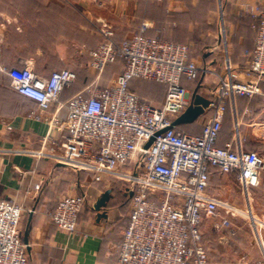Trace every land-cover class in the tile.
I'll list each match as a JSON object with an SVG mask.
<instances>
[{
    "label": "crops",
    "instance_id": "obj_1",
    "mask_svg": "<svg viewBox=\"0 0 264 264\" xmlns=\"http://www.w3.org/2000/svg\"><path fill=\"white\" fill-rule=\"evenodd\" d=\"M213 2L217 0H0V200L15 202L24 209L21 232L28 245L29 264H115L128 226L132 203L127 190L117 183L113 185L109 176L96 181L93 170L63 153L65 132L50 129L55 116L66 117V105L72 99L91 89L107 88L124 71L122 61L107 66L102 73L91 69L90 53L102 41L100 29L111 27L115 40L121 43L139 35L145 27L147 37L190 45L192 61L203 65L218 55L222 58L214 53L220 42L214 45L217 47L211 46V37L217 31L211 23ZM227 2L232 12L233 6L236 10L245 6H250V10L260 6L264 10V0ZM256 14L253 11L252 17L243 15L240 26L230 28L228 54L233 69L241 72V83L257 81L250 73L246 57L255 45ZM234 15L238 20L241 12ZM219 57L212 66L223 71ZM25 68L45 77L69 69L76 73L77 80L64 89L57 104L42 111L12 86L13 76ZM155 85L161 86L163 92L151 96L146 87ZM183 85L192 99L196 91L209 99L218 79H184ZM259 86L262 92L254 97L229 101L219 147L231 144L237 152L264 155V83ZM129 89L143 101L151 103L156 99L155 105L164 102L167 91L165 85L138 79L131 81ZM210 115V109H206L197 121L176 128L200 135ZM216 181L231 192L235 190V202L223 199L213 189ZM233 183L238 186L233 188ZM39 184L41 188L36 189ZM108 190L110 201L98 212L95 206ZM73 194L85 196L86 203L76 232L69 233L58 228L51 215L59 199ZM209 194L227 211L235 210L236 218L235 224L227 212L221 213L230 222L229 227L221 229L231 236L225 239L219 231L209 245L206 242L211 261L234 259L233 264H264V170L256 187L242 185L235 174L223 175L212 170ZM103 213L106 216L100 217ZM209 223L215 229V221Z\"/></svg>",
    "mask_w": 264,
    "mask_h": 264
},
{
    "label": "built area",
    "instance_id": "obj_2",
    "mask_svg": "<svg viewBox=\"0 0 264 264\" xmlns=\"http://www.w3.org/2000/svg\"><path fill=\"white\" fill-rule=\"evenodd\" d=\"M254 48L246 52L248 66L257 81L239 82L225 51L223 71L192 61L188 44L147 37L143 31L118 43L109 26L100 29L102 41L90 53L91 69L102 73L122 61L124 71L107 88L91 89L67 105L64 119L55 116L50 129L65 132L61 148L103 176L118 177L128 171L127 193L132 197L128 226L123 232L115 264H233L212 262L204 243L205 218L215 228L229 227L218 203L209 194L211 172L237 175L240 183L256 187L264 170V155L237 152L231 144L217 145L229 101L252 98L264 83V10L256 6ZM224 37V31H222ZM214 76L218 85L210 91L211 111L200 135L179 132L173 123L193 103L183 80L191 82ZM153 81L167 88L161 105L143 101L129 89L133 80ZM77 80L69 69L45 77L25 68L13 76L12 86L22 96L48 111L59 102L64 89ZM165 131L159 136L157 133ZM264 141V132L262 133ZM50 138V137H49ZM48 138V139H49ZM154 138L149 148L146 145ZM41 184L36 186L40 189ZM86 197L63 196L51 215L52 222L69 233L77 230ZM24 209L15 202L0 200V264H29L28 245L22 239Z\"/></svg>",
    "mask_w": 264,
    "mask_h": 264
},
{
    "label": "rangeland",
    "instance_id": "obj_3",
    "mask_svg": "<svg viewBox=\"0 0 264 264\" xmlns=\"http://www.w3.org/2000/svg\"><path fill=\"white\" fill-rule=\"evenodd\" d=\"M212 20H211V23H212V27H214L215 29H217L216 31V34L212 35L211 39H212V44L211 46H214L217 44H219L220 42V46H219V49L217 51H215L214 53L216 54H221L222 55V58L219 57V60L224 62V56H225V51H227L229 53V41L231 40V27L235 28V27H239L241 23V17L243 15H245V17H252V12L250 10V6H245V8H242V9H237L233 6L232 10H234L233 12L229 10V5H228V2L227 0H217V2H213L212 4ZM228 12H230L228 14ZM240 13L241 12V15L239 16V19L236 20L235 18L237 16H232V13ZM229 18V19H228ZM231 18V19H230ZM222 31H224V37H223V34H222ZM101 43V42H100ZM214 47H217V46H214ZM212 48V47H211ZM203 53V52H201ZM218 57H217V60H218ZM119 76V75H118ZM116 78V77H115ZM114 78V79H115ZM147 88V91L148 93L151 95V96H156V95H159L163 92L162 90V87L159 86V85H155V86H148L146 87ZM141 94V92H139ZM151 103H156L158 101H156V99L154 100H150ZM121 173H116V175H118V177H109V179L112 181L113 185L115 183H117L119 185V187H124V189H126L127 187V179H128V171L124 170V171H120ZM220 181V180H219ZM219 181L215 182L214 185H213V189L215 191L218 192V194L223 198V199H227V200H230L232 203L235 202V190L233 192L229 191V189L227 190V186L226 185H222V183H219ZM235 186L237 187L238 184L236 185L235 183L232 184V187L235 188ZM223 204H221L220 207V213L222 212H227L226 215L228 216V218L230 219H233V223L236 224V218H235V210L233 211H227L224 206H222ZM230 212V213H228ZM204 225H203V234H204V239H205V244L207 242V244L209 245L214 239L217 238V236L219 234H217V232H221L220 236L227 239L228 237H230L231 235L228 233V231H226L225 229H211L210 225L211 223L209 218H205L204 219ZM227 228V227H226ZM216 233V234H215ZM250 234V233H249ZM230 235V236H229ZM207 239V240H206ZM232 251V250H231ZM234 259L231 261H228V262H231V263H234Z\"/></svg>",
    "mask_w": 264,
    "mask_h": 264
},
{
    "label": "water",
    "instance_id": "obj_4",
    "mask_svg": "<svg viewBox=\"0 0 264 264\" xmlns=\"http://www.w3.org/2000/svg\"><path fill=\"white\" fill-rule=\"evenodd\" d=\"M210 106V100L207 97H204L197 91L193 94V103L188 107V109L181 115L178 119H176L173 123V126H179L182 124L192 123L197 121L202 115H204L205 110L208 109ZM165 131H161L157 133L156 136H159ZM154 138L146 145V148H149ZM111 198V191H106L101 199L97 202L95 209L98 212H101L103 208H106L108 202ZM106 213L100 214V217H105Z\"/></svg>",
    "mask_w": 264,
    "mask_h": 264
},
{
    "label": "trees",
    "instance_id": "obj_5",
    "mask_svg": "<svg viewBox=\"0 0 264 264\" xmlns=\"http://www.w3.org/2000/svg\"><path fill=\"white\" fill-rule=\"evenodd\" d=\"M54 73V72H53ZM128 201H130V203H132V197H130V199L128 198Z\"/></svg>",
    "mask_w": 264,
    "mask_h": 264
}]
</instances>
